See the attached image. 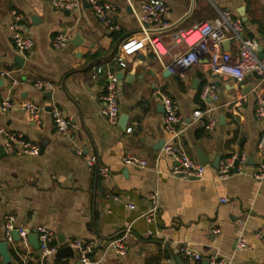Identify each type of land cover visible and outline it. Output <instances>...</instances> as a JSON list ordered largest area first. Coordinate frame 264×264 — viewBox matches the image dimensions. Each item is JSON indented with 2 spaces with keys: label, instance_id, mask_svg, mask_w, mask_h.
<instances>
[{
  "label": "crops",
  "instance_id": "0c3cea01",
  "mask_svg": "<svg viewBox=\"0 0 264 264\" xmlns=\"http://www.w3.org/2000/svg\"><path fill=\"white\" fill-rule=\"evenodd\" d=\"M53 1L0 0V101L12 104L7 112L0 105V129L23 134L44 149L35 158L8 155L0 134V150L5 152L0 155V243L5 217L13 214L19 226L50 229L57 251L72 240L94 241L91 259L96 264H191L182 256L185 245L202 254L200 264H210L215 255L232 264H264V183L253 179L264 155V121L256 116L257 78L248 75L239 83L218 76L207 61L183 76L165 68L183 48L172 49L176 31L212 22L226 11L241 19L245 37L257 40L264 55V0H163L170 8L165 20L174 28L162 34L171 49L162 62L150 50L154 32L145 34L134 13L149 0H99L113 6L110 18L119 30L99 20L86 0L72 12L56 10ZM14 11L23 16L24 34L35 41L25 55L12 41ZM62 33L70 34L71 42L56 50L53 40ZM222 50L235 56L239 45L228 40ZM107 66L120 81V118L129 116L125 129L120 120L112 126L104 118L105 79L91 78L94 68ZM38 82L51 88L37 90ZM206 85L214 87L216 99L202 100ZM156 90L179 108L178 143L195 161L197 148L207 156L201 179L175 178L174 163L160 157L167 134ZM27 102L45 109L40 122L25 110ZM52 105L72 120L68 137L56 130ZM208 111L216 121L213 129L204 115ZM232 154H245L246 164L241 172L221 179L213 163L219 155L222 162ZM127 155L146 160L148 167L125 166ZM86 156H95L108 175L90 170ZM152 194L159 202L156 223L143 217L152 208ZM128 230L127 255L119 258L110 243ZM9 249L11 264H23L18 250ZM32 253L30 264H42L34 248ZM46 262L77 264L78 256L54 254Z\"/></svg>",
  "mask_w": 264,
  "mask_h": 264
},
{
  "label": "built area",
  "instance_id": "2783aa9c",
  "mask_svg": "<svg viewBox=\"0 0 264 264\" xmlns=\"http://www.w3.org/2000/svg\"><path fill=\"white\" fill-rule=\"evenodd\" d=\"M212 1V0H209ZM89 7L94 11L99 20L112 30H119L118 26L110 18V13L114 10L110 4H101L99 0H86ZM53 6L56 10L72 12L82 6V0H54ZM170 8L163 0H149L143 2L138 11L134 10L135 16L139 19L142 31L147 34L154 32L150 39V50L156 58L162 62L163 57L170 54L171 49L167 48L162 41V34L174 28L173 25L166 22L165 17ZM23 16L18 12H13V22L10 26L12 41L16 50L22 54L32 52L35 47V41L32 37L24 34L22 30ZM232 40L238 43V54L233 56L222 50L225 41ZM71 42V36L68 33H62L53 40V48L60 50ZM182 46L172 60L165 64V68L172 75L183 76L192 68L196 67L203 61H207L210 70L223 77L232 78L241 83L248 75H254L257 78L255 88L256 98V116L259 120L264 121V60L260 58V44L257 40L245 37V27L241 19L235 17L231 12L220 13L219 17L212 22L204 21L196 24L189 30H178L174 35L175 47ZM120 66L126 64L120 59ZM105 79V95L103 97L104 107L102 115L112 126H117L121 116L119 104V78L117 74L107 67H97L92 70L91 78L97 81L99 78ZM37 90L51 88L50 84L38 82L34 84ZM155 96L160 99L165 112V131L167 139L160 153L161 158L171 160L174 163L172 175L182 181L201 179L205 173L204 166L198 161L193 160L185 151L182 145L178 143L181 132L177 127L182 121L180 111L175 102L161 90H156ZM203 101L216 99L214 87L206 85L201 93ZM2 111L7 112L12 108L9 99L0 101ZM25 110L35 122H40L45 109L34 103L27 102ZM49 113L53 119L56 130L62 135L68 137L72 130V120L69 119L63 111L57 106H50ZM210 111L205 112L208 115V128L213 129L216 121L210 117ZM0 134L5 139L4 149L6 154L11 156H27L35 158L41 154V146L37 142L27 139L23 134L0 129ZM264 146V138L262 140ZM246 155L232 154L225 158L218 170V176L221 179H228L233 171L241 172L246 164ZM85 161L90 170H98L103 176H107L109 170L99 167L98 160L95 156H86ZM123 164L136 169H145L148 162L134 155H127L123 158ZM253 179L257 184L264 183V155L263 160L255 170ZM152 208L143 215L150 223L157 222L158 214V195L150 196ZM223 202H226L225 200ZM133 208V207H131ZM18 234V240L14 234ZM38 236L40 250L42 252V264H47L46 260L57 253V248L53 246L54 234L46 227H39L32 231L17 224V218L13 214L5 217L4 224V242L9 246H14L18 250V255L23 264H30L32 261L33 247L30 243L31 234ZM129 230L121 238H116L110 243L119 258L127 255L125 241L128 237ZM152 234L148 232L146 237ZM241 241V240H240ZM240 247H244L243 242H239ZM78 256L77 264H96L92 259V254L96 249L94 241L72 240L67 244ZM182 256L191 264H200L203 260L202 254L196 252L191 246L185 245L181 248ZM210 264H232L228 258L213 256L210 258Z\"/></svg>",
  "mask_w": 264,
  "mask_h": 264
},
{
  "label": "water",
  "instance_id": "95a60500",
  "mask_svg": "<svg viewBox=\"0 0 264 264\" xmlns=\"http://www.w3.org/2000/svg\"><path fill=\"white\" fill-rule=\"evenodd\" d=\"M88 6V4H87ZM131 10H129L130 12ZM245 24H247V20H243ZM263 52V48L261 47L259 49V53H260V58L262 60H264V55L261 53ZM19 64H22V60H18L17 61ZM105 81V80H104ZM50 97V93L49 94H46ZM128 120H129V116L127 114H123L122 117L120 118V122H119V125L125 129L126 128V125L128 123ZM165 145V141L161 142V146H164ZM44 151V149L42 148L41 150V153ZM197 153H198V159H199V162L201 165H204L208 162V158L206 155H204L200 149L197 148ZM0 155H5V152L3 150H0ZM220 164H221V155H219L215 162L213 163V166L219 170L220 168ZM14 238L15 240L17 241L18 240V234L15 233L14 234ZM30 243L32 245V247L34 248V250L36 251L37 253V256L38 257H41L42 256V252L40 250V245H39V241H38V236L36 234H31L30 236ZM74 251L66 246L64 247L63 249L61 250H58L56 255L59 256V257H71L73 258L74 257ZM0 255L2 256L3 258V264H11V261H12V256H11V253H10V249H9V245L6 243V242H2L0 243Z\"/></svg>",
  "mask_w": 264,
  "mask_h": 264
}]
</instances>
